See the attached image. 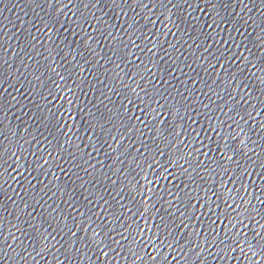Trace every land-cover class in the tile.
I'll use <instances>...</instances> for the list:
<instances>
[{"label":"water","instance_id":"95a60500","mask_svg":"<svg viewBox=\"0 0 264 264\" xmlns=\"http://www.w3.org/2000/svg\"><path fill=\"white\" fill-rule=\"evenodd\" d=\"M0 264H264V0H0Z\"/></svg>","mask_w":264,"mask_h":264}]
</instances>
